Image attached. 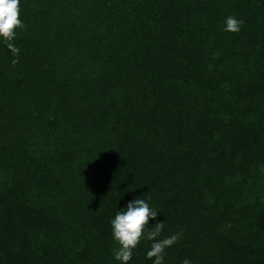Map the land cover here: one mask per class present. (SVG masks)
I'll return each mask as SVG.
<instances>
[{
  "label": "trees",
  "instance_id": "1",
  "mask_svg": "<svg viewBox=\"0 0 264 264\" xmlns=\"http://www.w3.org/2000/svg\"><path fill=\"white\" fill-rule=\"evenodd\" d=\"M19 8L15 66L0 38V264H120L111 221L134 198L161 239L182 233L163 264H264V0Z\"/></svg>",
  "mask_w": 264,
  "mask_h": 264
},
{
  "label": "clouds",
  "instance_id": "2",
  "mask_svg": "<svg viewBox=\"0 0 264 264\" xmlns=\"http://www.w3.org/2000/svg\"><path fill=\"white\" fill-rule=\"evenodd\" d=\"M20 0H0V38H3L8 50L17 57L12 60L13 66L19 61L20 49L12 43L16 36V29L23 28L20 20ZM234 16L226 18L223 31L238 33L243 24ZM159 213L149 206L144 199L134 198L118 211L111 221L112 236L118 245L114 249V258L120 264H129L133 250L137 248L141 239L151 241L147 258L153 264H163L165 250L176 244L182 233L170 237L160 238L164 229V221L158 219ZM150 221L155 222L150 225ZM184 264H190L188 260Z\"/></svg>",
  "mask_w": 264,
  "mask_h": 264
}]
</instances>
